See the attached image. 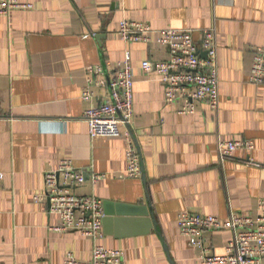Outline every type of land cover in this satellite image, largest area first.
<instances>
[{
  "label": "crops",
  "instance_id": "crops-1",
  "mask_svg": "<svg viewBox=\"0 0 264 264\" xmlns=\"http://www.w3.org/2000/svg\"><path fill=\"white\" fill-rule=\"evenodd\" d=\"M18 1L32 8L0 15V264L91 260L90 238L52 229L59 218L45 198V173L66 159L86 174L74 191L101 199L104 214L113 216L103 222L100 244L122 250L124 264H200L199 250L180 234L182 212L221 219L264 215V84L250 82L253 48L264 43V0ZM123 20L155 30H193L196 41L214 28L218 110L198 104L187 115L179 113L180 103H167L157 74L141 69L145 60L167 59V50L122 41ZM127 51L136 82L134 117L125 131L141 156L139 179L127 176L125 139L91 138L84 120L86 110L108 94L100 83ZM90 67L101 73L86 102ZM221 140L250 141L254 148L222 161ZM93 173L104 176L96 185ZM106 203L112 205L108 211ZM117 204L137 210L114 217ZM232 237V231H219L204 240L223 255Z\"/></svg>",
  "mask_w": 264,
  "mask_h": 264
},
{
  "label": "built area",
  "instance_id": "built-area-1",
  "mask_svg": "<svg viewBox=\"0 0 264 264\" xmlns=\"http://www.w3.org/2000/svg\"><path fill=\"white\" fill-rule=\"evenodd\" d=\"M29 4L18 0H0V15L9 16L14 10L31 9ZM119 37L126 43H156L165 48L168 58L152 62L145 60L141 69L146 74L155 72L164 87L165 101L180 103V114L192 115L198 104H206L216 111L220 105L218 46L214 28L205 29L198 41L193 30H155L149 24L123 20L118 30ZM253 63L250 82L264 84V43L253 48ZM88 84L82 99L89 102L99 76L98 67L87 69ZM135 70L131 52L125 53L124 61L109 74L100 85L108 88L104 100L90 106L84 115L91 138H123L127 142V176L139 179L142 176V160L131 132L125 131L134 117ZM253 142L221 140L218 153L221 160L233 157L239 149L252 150ZM104 176L93 173L94 185ZM86 174L75 168L71 160H63L56 170L45 173V198L50 213L59 218L52 228L57 232L77 231L93 242L92 257L83 264H124V252L108 249L100 244L103 238L105 218L103 201L94 195H80L74 190L86 182ZM36 197V200H43ZM180 234L189 244L199 250L200 264H264V215L257 220L232 214L227 219L196 212H182L178 216ZM232 231L226 252L217 255L205 245L204 235L210 232ZM69 264H78L69 260Z\"/></svg>",
  "mask_w": 264,
  "mask_h": 264
},
{
  "label": "water",
  "instance_id": "water-1",
  "mask_svg": "<svg viewBox=\"0 0 264 264\" xmlns=\"http://www.w3.org/2000/svg\"><path fill=\"white\" fill-rule=\"evenodd\" d=\"M142 171H143V168H142ZM143 174H144V171H143ZM110 206H112V205L110 204ZM110 206H109V203H106L105 207H106L107 211H108ZM116 207H117V215L114 216V217H128L130 215H134V213L136 212V211L134 212V210H137L136 207H129V206H125V205H122V204H117ZM130 209H132V210L130 211ZM131 213H133V214H131ZM105 215L106 216H105L103 222L106 224L107 221H111L112 220V218H109V217H113V216H111V214H108V212L105 213ZM145 215L150 217L151 222H149V223H151L150 227L152 228V226H153L152 222L154 220V214H153V210H152L150 205L147 207V212L145 213ZM114 219L115 218H113V220Z\"/></svg>",
  "mask_w": 264,
  "mask_h": 264
}]
</instances>
